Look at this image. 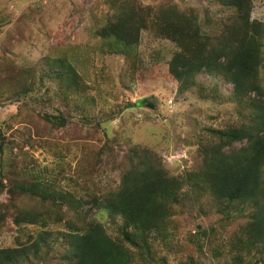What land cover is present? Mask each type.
<instances>
[{
  "label": "trees",
  "instance_id": "1",
  "mask_svg": "<svg viewBox=\"0 0 264 264\" xmlns=\"http://www.w3.org/2000/svg\"><path fill=\"white\" fill-rule=\"evenodd\" d=\"M190 2L110 0L95 34L133 63L143 32L169 41L175 50L168 73L178 92L197 87L199 74L220 75L233 86L228 101L235 114L205 129L196 162L178 174L139 145L121 156L118 183L101 192L60 191L24 164L17 172L9 169L7 184L0 179V193L9 195L0 202V230L10 218L20 235L15 247L0 248V264H169L163 251L181 254L178 264H200L205 251L216 264H264V24L251 17L253 0H197L201 8ZM46 69L22 95L37 93L46 77L59 82L58 97L83 91L81 76L65 57ZM216 92L212 88V97ZM143 102L149 98L136 104ZM40 117L55 129L68 121L59 109ZM82 123L99 125L95 118ZM110 142L100 155L113 150ZM187 203L208 213L209 226L180 237ZM27 225L42 231L26 234ZM50 225L64 230L53 233ZM150 240L164 245L161 253Z\"/></svg>",
  "mask_w": 264,
  "mask_h": 264
},
{
  "label": "rangeland",
  "instance_id": "2",
  "mask_svg": "<svg viewBox=\"0 0 264 264\" xmlns=\"http://www.w3.org/2000/svg\"><path fill=\"white\" fill-rule=\"evenodd\" d=\"M109 1L0 0L3 184L8 182L5 177L9 169L17 172L24 164L58 185L60 191L79 195L85 188L89 193L101 192L118 183L121 156L134 145L154 151L173 173L185 172L196 162L195 152L205 129L222 126L235 114L234 105L228 101L233 86L220 75L199 74L197 87L178 92L177 83L168 73L175 50L169 41L143 32L133 63L131 57L97 38V27L110 10ZM191 4L201 8L197 0H191ZM251 17L264 24V0H253ZM60 57L75 66L83 80V91L58 97L59 82L46 77L39 81L37 93L21 94ZM212 88H216V98L212 97ZM144 98L149 102L136 104ZM56 109L68 117L65 127L55 129L41 119L40 114ZM82 118H95L99 125H85ZM107 138L113 150L100 155ZM8 197L7 192L0 193V202H7ZM200 210L186 204L180 237L195 233L200 225L209 226L208 213ZM105 225L113 236L117 235L114 224ZM46 229L53 233L64 230L55 225ZM23 231L36 236L42 228L27 225ZM19 235L20 230L7 218L0 230V248L15 247ZM150 242L161 253L164 245ZM163 253L169 264H178L181 254ZM200 260V264H216L207 251Z\"/></svg>",
  "mask_w": 264,
  "mask_h": 264
}]
</instances>
